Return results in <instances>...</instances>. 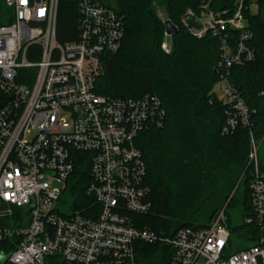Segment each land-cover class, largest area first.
<instances>
[{"label": "built area", "instance_id": "2783aa9c", "mask_svg": "<svg viewBox=\"0 0 264 264\" xmlns=\"http://www.w3.org/2000/svg\"><path fill=\"white\" fill-rule=\"evenodd\" d=\"M61 0H0V264H135L138 242L169 245L167 264H264V171L251 132L250 193L259 236L230 250L225 209L205 227H184L160 237L135 216L150 212L147 165L139 134L162 126L161 98L98 94L96 81L107 54L125 36L124 17L110 0H75L77 39H58ZM199 0L184 23L197 38L219 40L216 98L226 106L224 134L250 127L252 112L231 83L235 66L255 60L244 0L233 14ZM198 21L201 29L188 25ZM165 32L162 50L172 51ZM217 86V89L215 88ZM89 162L91 203L84 212L59 204L78 156ZM57 184V185H56ZM59 184H65L63 188Z\"/></svg>", "mask_w": 264, "mask_h": 264}, {"label": "trees", "instance_id": "16d2710c", "mask_svg": "<svg viewBox=\"0 0 264 264\" xmlns=\"http://www.w3.org/2000/svg\"><path fill=\"white\" fill-rule=\"evenodd\" d=\"M238 0H215L213 8L233 14ZM199 0H113L109 5L124 17L125 36L117 53L107 54L96 81L98 94L140 98L154 94L166 111L162 126L142 131L136 145L147 165L145 186L152 202L150 212L135 216L139 225L160 237H172L184 227H205L225 208L227 225L240 245L248 248L259 233L250 193L249 155L252 132L264 143V0H244V15L253 33L250 46L255 60L235 66L231 83L252 112L251 126L224 134L226 106L213 92L220 60L217 38L195 37L184 23L189 8ZM256 6V12L251 7ZM161 13L169 15L161 17ZM178 32L172 36V51L162 50L165 22ZM79 10L75 0H61L58 39L78 37ZM262 171L264 166L259 159ZM89 162L78 156L75 172L62 196L63 210L84 212L91 203ZM234 210V216L227 214ZM136 264H167L172 248L162 242L136 244ZM57 264H65L56 260Z\"/></svg>", "mask_w": 264, "mask_h": 264}, {"label": "rangeland", "instance_id": "374dc122", "mask_svg": "<svg viewBox=\"0 0 264 264\" xmlns=\"http://www.w3.org/2000/svg\"><path fill=\"white\" fill-rule=\"evenodd\" d=\"M110 2L113 3V0H110ZM256 10H257L256 6H252V7H251V11H252V12H256ZM161 17H163V18H167V17H169V15H165L164 13H161ZM215 88L217 89V86H216ZM258 154H259V150H258ZM259 159H260L261 164L264 166V143H263L262 146H261ZM56 185H57V184H56ZM59 185H60L61 187H63V188L66 186L65 184H59ZM61 201H62V198H61V200H60V202H59V204L62 206L63 204L61 203ZM224 209H225V208H224ZM68 210H69V208H68ZM228 213H230L231 215L234 216V210H233L232 208L229 209V211L227 212V214H228ZM232 241H233V242L230 243V250H231V252L234 251V249L236 248V245H240V244H241L240 241H239V239H237V235H234V236L232 237ZM135 264H136V262H135Z\"/></svg>", "mask_w": 264, "mask_h": 264}, {"label": "water", "instance_id": "95a60500", "mask_svg": "<svg viewBox=\"0 0 264 264\" xmlns=\"http://www.w3.org/2000/svg\"><path fill=\"white\" fill-rule=\"evenodd\" d=\"M187 23H188V25H190L192 27L201 29V24L198 21L192 20L191 18H187ZM165 32L167 35L172 37L178 32V27L171 20H167L165 22ZM7 259H8V256L3 255L0 252V260L2 262H5Z\"/></svg>", "mask_w": 264, "mask_h": 264}]
</instances>
